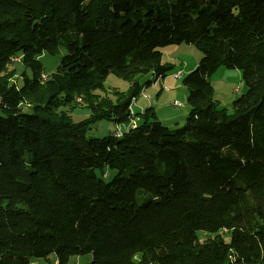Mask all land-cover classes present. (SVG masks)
Returning <instances> with one entry per match:
<instances>
[{
	"label": "trees",
	"instance_id": "obj_1",
	"mask_svg": "<svg viewBox=\"0 0 264 264\" xmlns=\"http://www.w3.org/2000/svg\"><path fill=\"white\" fill-rule=\"evenodd\" d=\"M181 42L202 53L182 77L184 124L147 107L122 135L87 137L97 120L127 121L137 78L172 68L157 48ZM60 49L43 79L40 56ZM220 65L246 83L232 112L213 99ZM109 73L130 82L114 101L94 93ZM75 98L90 110L78 122ZM82 252L264 264V0H0V264Z\"/></svg>",
	"mask_w": 264,
	"mask_h": 264
},
{
	"label": "rangeland",
	"instance_id": "obj_2",
	"mask_svg": "<svg viewBox=\"0 0 264 264\" xmlns=\"http://www.w3.org/2000/svg\"><path fill=\"white\" fill-rule=\"evenodd\" d=\"M157 49L162 53V61L171 64L172 68L167 71L163 78H157L156 80H153L149 73L139 76L137 81L143 86V90L137 94L135 97L136 102L132 103L131 107L139 113L142 112V109L152 107L157 119L163 125L168 128H176L184 124L190 110V104L187 100L188 88L184 85L182 77L195 68L202 53L195 45L185 42L171 43ZM64 53L65 50L60 49L57 54L44 52L40 56L45 75L55 71ZM178 70L182 72V75L176 78L173 74ZM27 74L31 76V71L27 70ZM149 80H152V82L147 83ZM209 81L213 89V99L218 108H225L228 112H232L233 100L246 91L242 71L238 68H227L220 65L209 77ZM129 87V81L118 77L114 73H109L103 81V88L96 89L94 93L114 101L120 92H125ZM142 93L145 95L142 96ZM174 100L181 102L184 107L174 106L172 104ZM71 105L67 106V110L74 122L89 117L90 110L85 107L82 100L75 98L74 103ZM136 115L138 116V113ZM129 122L130 119L128 118L124 124L126 125ZM116 129H124L123 124H115L105 119L97 120L90 124L86 136L102 137L114 133ZM115 174V170L108 169L105 174L106 180L109 181ZM207 236L205 233H199L200 240H204ZM55 258V254L50 253L46 258H31V264H57ZM90 260L91 253L82 252L78 255L69 256L65 264H86Z\"/></svg>",
	"mask_w": 264,
	"mask_h": 264
},
{
	"label": "built area",
	"instance_id": "obj_3",
	"mask_svg": "<svg viewBox=\"0 0 264 264\" xmlns=\"http://www.w3.org/2000/svg\"><path fill=\"white\" fill-rule=\"evenodd\" d=\"M181 75H182V72H181L180 70L176 71V72L173 74V76L176 77V78H179ZM43 76H44V75H43V73H42V78H43ZM172 104H173L174 106L182 107V103L179 102V101H177V100H174V101L172 102ZM128 110H129V114H130V116H129L130 122L128 123V127L135 128V127H136V124H137V123H135V114H136V113H135V111H134L130 106H128ZM113 135L116 136V131H114Z\"/></svg>",
	"mask_w": 264,
	"mask_h": 264
},
{
	"label": "bare ground",
	"instance_id": "obj_4",
	"mask_svg": "<svg viewBox=\"0 0 264 264\" xmlns=\"http://www.w3.org/2000/svg\"><path fill=\"white\" fill-rule=\"evenodd\" d=\"M17 59V58H16ZM43 79L46 77V75L43 73ZM142 96H144L145 94L144 93H142L141 94ZM135 102V98H132V100H131V102H130V104H129V106L131 107V104L132 103H134ZM182 107H184V105L182 104ZM132 108V107H131ZM137 121H138V116L135 114V123H137ZM124 124V123H123ZM132 127H128V124H124V129H116L115 131H116V136H120V135H122V133H124V132H126L127 130H129V129H131Z\"/></svg>",
	"mask_w": 264,
	"mask_h": 264
},
{
	"label": "crops",
	"instance_id": "obj_5",
	"mask_svg": "<svg viewBox=\"0 0 264 264\" xmlns=\"http://www.w3.org/2000/svg\"><path fill=\"white\" fill-rule=\"evenodd\" d=\"M141 90H143V88L140 89V92H141ZM134 98H135V97H134ZM135 102H136V98H135ZM134 110H135V109H134ZM143 110H144V109H142V111H143ZM135 112L138 113L137 110H135ZM123 126H124V124H123Z\"/></svg>",
	"mask_w": 264,
	"mask_h": 264
}]
</instances>
